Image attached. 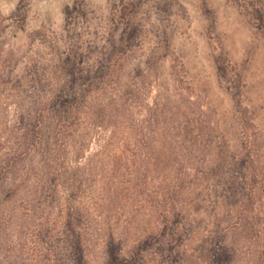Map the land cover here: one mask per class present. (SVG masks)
Returning <instances> with one entry per match:
<instances>
[{"label":"rangeland","instance_id":"1","mask_svg":"<svg viewBox=\"0 0 264 264\" xmlns=\"http://www.w3.org/2000/svg\"><path fill=\"white\" fill-rule=\"evenodd\" d=\"M71 44L79 48L78 75L95 80L93 89L113 79L118 66L119 90L135 93L130 120L136 130V120H144L152 136L127 149L135 158L143 151L152 157L150 176L158 175L165 188L151 194L180 185L183 166L185 186L198 181L193 197L169 203L163 195L160 213L151 202L137 210L138 202L122 221L157 231L161 221L174 224V205L183 207L185 225L169 236L176 245L196 238L193 246L201 249L208 230L217 235L223 210L234 203L230 196L241 190L237 179L229 182L237 176L234 166L242 170L246 154L264 143V0H0L2 61L21 58L20 74L29 58L49 61ZM100 141L90 153L106 140ZM261 149L252 157L255 167L264 161ZM258 170L264 174L262 164ZM139 231L133 230L137 238L147 235ZM176 250L184 252L181 245Z\"/></svg>","mask_w":264,"mask_h":264},{"label":"trees","instance_id":"2","mask_svg":"<svg viewBox=\"0 0 264 264\" xmlns=\"http://www.w3.org/2000/svg\"><path fill=\"white\" fill-rule=\"evenodd\" d=\"M0 51V264H264V174L258 172L264 161L255 167L252 158L264 143L246 154L242 170L234 166L237 176L229 182L242 186L230 196L234 203L223 210L217 235L208 230L202 250L192 237L176 245L168 232H181L183 207L174 205V224L161 221L157 231L122 221L138 202L137 210L151 202L159 212L163 195L173 203L182 194L193 197L199 186L192 179L185 186L183 166L180 185L151 194L165 188L150 176L152 157L143 151L135 158L129 150L152 132L144 120H136L137 130L130 120L135 93L119 90L121 69L115 66L114 78L94 90L95 80L78 75L79 48L72 44L49 61L29 58L23 74L17 72L23 60L2 61ZM104 132L111 134L103 138ZM96 141L101 149L90 153ZM136 229L147 235L137 238Z\"/></svg>","mask_w":264,"mask_h":264}]
</instances>
